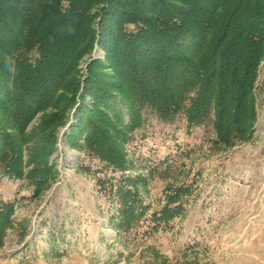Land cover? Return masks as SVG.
Masks as SVG:
<instances>
[{
  "label": "trees",
  "instance_id": "16d2710c",
  "mask_svg": "<svg viewBox=\"0 0 264 264\" xmlns=\"http://www.w3.org/2000/svg\"><path fill=\"white\" fill-rule=\"evenodd\" d=\"M97 46L106 57L84 77L80 65ZM263 65L264 0H0L2 173L40 197L57 177L52 156L71 122L70 146L111 169L98 184L117 204L112 227L138 233L150 216L155 231L185 210L192 190L170 189L150 213L149 178L134 171L127 147L144 110L211 123L216 145L233 148L255 135ZM15 212V202H0V244ZM27 233L24 225L21 239ZM159 254L154 263L166 264Z\"/></svg>",
  "mask_w": 264,
  "mask_h": 264
},
{
  "label": "rangeland",
  "instance_id": "374dc122",
  "mask_svg": "<svg viewBox=\"0 0 264 264\" xmlns=\"http://www.w3.org/2000/svg\"><path fill=\"white\" fill-rule=\"evenodd\" d=\"M105 55L97 46L81 63V74L86 76L92 59ZM263 83L264 65L255 135L230 149L216 145L211 123L190 126L184 114L166 122L144 110V124L127 147L134 171L149 178L143 196L150 213L163 206L170 189L192 190L185 210L155 231L148 230L150 216L138 233L120 235L112 227L117 204L98 184L111 169L70 146L71 122L60 128L52 156L57 177L40 197L33 184L5 176L0 166V202L16 204L15 223L0 244V264H155V251L166 264H264ZM24 225L28 233L21 239Z\"/></svg>",
  "mask_w": 264,
  "mask_h": 264
}]
</instances>
